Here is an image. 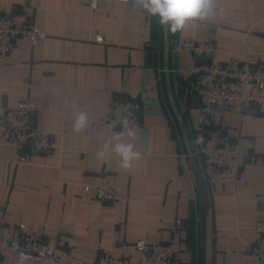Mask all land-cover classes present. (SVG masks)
<instances>
[{"label":"crops","instance_id":"crops-1","mask_svg":"<svg viewBox=\"0 0 264 264\" xmlns=\"http://www.w3.org/2000/svg\"><path fill=\"white\" fill-rule=\"evenodd\" d=\"M133 3L98 0L92 8L89 0H0L3 13L34 15L46 32L36 45L18 37L0 62V120L31 96L33 125L51 131L58 144L46 151L28 145L22 161L16 147L0 142V220L24 224L72 264H98L104 249L137 262L135 242H168L181 218L190 244L181 264H247L264 236V101L256 109L222 110L217 121L220 132L256 156L241 171L246 185L208 182L197 152L205 137L199 98L174 71L204 59L175 51L173 43L212 40L217 59L264 61V0H215L217 11L207 20L167 35ZM125 100L141 104L146 129H131L134 137L128 128L94 121ZM81 111L90 123L77 132ZM117 143L141 153L128 169L112 150ZM103 182L121 185L123 199H98L95 187ZM18 255L7 252L1 264H18Z\"/></svg>","mask_w":264,"mask_h":264},{"label":"built area","instance_id":"built-area-1","mask_svg":"<svg viewBox=\"0 0 264 264\" xmlns=\"http://www.w3.org/2000/svg\"><path fill=\"white\" fill-rule=\"evenodd\" d=\"M97 1L89 0L92 8H96ZM22 36L36 45L46 38V32L38 25L34 15L24 11L5 14L0 10V62L13 49L16 39ZM103 39L100 34L95 37L98 42ZM173 49L198 57L210 56L174 70L190 84L199 98L196 109L205 137L197 152L203 160L205 179L212 184L246 185L241 171L246 165H255L256 156H249L240 142L220 132L217 121L222 110L236 106L256 109L261 105L264 101V61L252 55H247L244 60L217 59L215 42L195 37H180L173 43ZM35 108V98L26 96L16 106L6 108L0 120V142L16 147L21 152L19 158L22 161L26 158L23 150L28 145L38 151L53 150L58 146L51 131L33 125ZM140 110L141 104L137 100L115 101L104 115L94 118V121L144 132L146 128ZM95 195L100 200L115 202L123 199L124 190L119 184L103 182L95 187ZM185 225L183 219H176L170 226L171 236L166 243L150 244L143 239L137 240V262L126 261L114 249H104L99 254L98 264H181V258L190 250L188 240L182 235ZM141 243L142 247L138 246ZM7 252H24L31 264H72L71 260L57 252L52 243L43 241L24 224L13 228L0 220V264ZM247 264H264V236L257 237L250 248Z\"/></svg>","mask_w":264,"mask_h":264},{"label":"clouds","instance_id":"clouds-1","mask_svg":"<svg viewBox=\"0 0 264 264\" xmlns=\"http://www.w3.org/2000/svg\"><path fill=\"white\" fill-rule=\"evenodd\" d=\"M214 5L215 0H134L133 3V7L142 9L145 15L157 18L165 35L181 32L187 26H198L217 11ZM127 120L125 118V123ZM89 123L88 112L81 111L75 118L73 130L77 132L85 130ZM127 134L129 137L135 136L131 129ZM120 135L117 136V140L120 139ZM112 150L121 158V167L124 169L130 168L132 161L141 155L140 152L133 150L131 143H117ZM97 156L102 158L104 152H98ZM138 246L142 247V243ZM28 258L24 252H19L18 264H24V260Z\"/></svg>","mask_w":264,"mask_h":264},{"label":"water","instance_id":"water-1","mask_svg":"<svg viewBox=\"0 0 264 264\" xmlns=\"http://www.w3.org/2000/svg\"><path fill=\"white\" fill-rule=\"evenodd\" d=\"M210 56H199L200 59H208ZM205 238V232L203 233V239Z\"/></svg>","mask_w":264,"mask_h":264}]
</instances>
